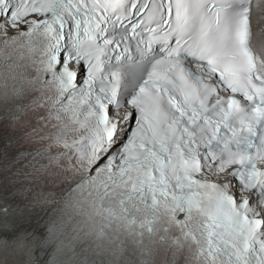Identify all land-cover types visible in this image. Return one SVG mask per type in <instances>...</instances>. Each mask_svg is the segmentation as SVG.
<instances>
[{
    "label": "snow or ice",
    "instance_id": "obj_1",
    "mask_svg": "<svg viewBox=\"0 0 264 264\" xmlns=\"http://www.w3.org/2000/svg\"><path fill=\"white\" fill-rule=\"evenodd\" d=\"M254 19L264 0H0V169L37 189L0 202L5 253L47 215L36 264H264Z\"/></svg>",
    "mask_w": 264,
    "mask_h": 264
},
{
    "label": "bare ground",
    "instance_id": "obj_2",
    "mask_svg": "<svg viewBox=\"0 0 264 264\" xmlns=\"http://www.w3.org/2000/svg\"><path fill=\"white\" fill-rule=\"evenodd\" d=\"M29 231L22 230L20 234H26ZM36 238L31 233L29 243L27 245V252H16L9 251L5 253V247L0 245V264H33L34 258L33 253L35 252Z\"/></svg>",
    "mask_w": 264,
    "mask_h": 264
}]
</instances>
